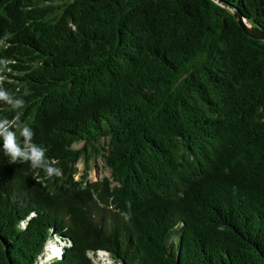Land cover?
Listing matches in <instances>:
<instances>
[{
	"label": "trees",
	"instance_id": "1",
	"mask_svg": "<svg viewBox=\"0 0 264 264\" xmlns=\"http://www.w3.org/2000/svg\"><path fill=\"white\" fill-rule=\"evenodd\" d=\"M235 10L264 32V0H0V264H264V41Z\"/></svg>",
	"mask_w": 264,
	"mask_h": 264
},
{
	"label": "rangeland",
	"instance_id": "2",
	"mask_svg": "<svg viewBox=\"0 0 264 264\" xmlns=\"http://www.w3.org/2000/svg\"><path fill=\"white\" fill-rule=\"evenodd\" d=\"M83 145H84V142L82 141V142L76 143L75 147L80 148ZM77 167H78V173L76 176L77 179H83L85 176H87V179L89 181H96V180L102 179L103 177H109L111 175L110 168L106 166L103 156H100V155L92 157V160L90 161L88 168L85 164V158L82 157L80 161L77 163ZM55 244L61 246L63 249V247L65 246V241H61L60 244H58L56 240L49 241V244L47 245V250H46L47 254L45 253L46 257L49 256V250L52 251V248L55 247ZM54 250L55 249L53 248V251ZM91 256L93 257L94 261L97 264H121L115 261L108 253L104 251H100L96 255L91 254ZM40 262L44 264L45 257L43 259H40Z\"/></svg>",
	"mask_w": 264,
	"mask_h": 264
},
{
	"label": "clouds",
	"instance_id": "3",
	"mask_svg": "<svg viewBox=\"0 0 264 264\" xmlns=\"http://www.w3.org/2000/svg\"><path fill=\"white\" fill-rule=\"evenodd\" d=\"M0 97H3V93H0ZM21 135L26 138H30L31 133L27 128H25ZM5 146L7 151L11 154L13 162L17 161V157H20L21 161L30 162L33 169H43L49 177H60L62 175L59 168L54 167L52 163L45 162L46 150H40L35 146H30V150L22 151L17 145L14 133L9 132L6 134Z\"/></svg>",
	"mask_w": 264,
	"mask_h": 264
},
{
	"label": "water",
	"instance_id": "4",
	"mask_svg": "<svg viewBox=\"0 0 264 264\" xmlns=\"http://www.w3.org/2000/svg\"><path fill=\"white\" fill-rule=\"evenodd\" d=\"M235 17L238 19L239 24L243 27L245 32L256 39L263 40L264 41V32L259 30L257 27L253 26L251 23H249L242 15V13L238 10L234 11Z\"/></svg>",
	"mask_w": 264,
	"mask_h": 264
},
{
	"label": "bare ground",
	"instance_id": "5",
	"mask_svg": "<svg viewBox=\"0 0 264 264\" xmlns=\"http://www.w3.org/2000/svg\"><path fill=\"white\" fill-rule=\"evenodd\" d=\"M53 248L55 249L54 251H53ZM53 248H52V251L49 250V252H51L52 254L54 253L53 255H59L62 252V249L59 245L55 244V247H53ZM46 254H47V252H46ZM46 254L41 259H43L46 256Z\"/></svg>",
	"mask_w": 264,
	"mask_h": 264
}]
</instances>
